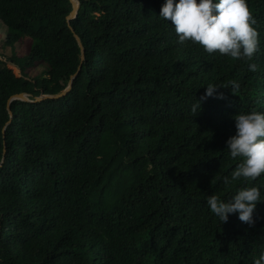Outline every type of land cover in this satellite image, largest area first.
<instances>
[{
  "label": "trees",
  "instance_id": "obj_1",
  "mask_svg": "<svg viewBox=\"0 0 264 264\" xmlns=\"http://www.w3.org/2000/svg\"><path fill=\"white\" fill-rule=\"evenodd\" d=\"M245 2L255 71L178 44L162 0H79L69 21V0H0L4 45L30 40L0 55V264H253L264 199L252 225L234 213L219 223L205 203L239 185L222 182L239 162L224 147L232 115L264 111V0ZM78 66L64 95L32 100ZM207 83L219 98L191 113ZM21 92L31 101L8 103ZM251 183L264 196V173Z\"/></svg>",
  "mask_w": 264,
  "mask_h": 264
},
{
  "label": "clouds",
  "instance_id": "obj_2",
  "mask_svg": "<svg viewBox=\"0 0 264 264\" xmlns=\"http://www.w3.org/2000/svg\"><path fill=\"white\" fill-rule=\"evenodd\" d=\"M156 15L171 25L178 44L190 41L208 54L248 61L247 68L255 71L256 65L251 59L256 50L257 33L245 0H162ZM229 85L232 89L237 87L235 81L225 86ZM217 86L204 85L200 99L191 105V113L206 97L215 94L219 98ZM231 118L234 131L226 138L224 147L228 156L233 160L239 158V162L222 182L238 181L239 185L231 192L230 199L211 194L205 203L219 223L234 213L239 221L252 225L256 203L264 199L260 186L251 183L264 173V111H238ZM253 264H264V251Z\"/></svg>",
  "mask_w": 264,
  "mask_h": 264
},
{
  "label": "rangeland",
  "instance_id": "obj_3",
  "mask_svg": "<svg viewBox=\"0 0 264 264\" xmlns=\"http://www.w3.org/2000/svg\"><path fill=\"white\" fill-rule=\"evenodd\" d=\"M5 33L6 27L0 23V55L6 56L7 58L13 54L23 55L28 49L30 40L27 37H22L20 41L16 42L14 45L7 46L4 45ZM3 56L1 59L5 60L6 66L11 68L17 76L20 75L19 69L14 65V63L7 60ZM43 69L44 67L41 64H36L35 66L28 68L27 71L30 75H39L42 73Z\"/></svg>",
  "mask_w": 264,
  "mask_h": 264
},
{
  "label": "water",
  "instance_id": "obj_4",
  "mask_svg": "<svg viewBox=\"0 0 264 264\" xmlns=\"http://www.w3.org/2000/svg\"><path fill=\"white\" fill-rule=\"evenodd\" d=\"M70 3H71V11L69 12V14L66 16V20L69 21L71 18L75 17L79 7H80V3H79V0H69ZM74 38L78 44V47H79V50H80V59L81 61L83 60L84 58V50H83V47L81 45V42H80V39L79 37L74 34ZM79 69V66L76 70V72H74L69 80H68V83L67 85L65 86V88L60 91L59 93H54V94H41L39 96H35L34 99H32L33 101H38V100H42V99H45V98H56V97H59V96H62L64 95L70 88H71V85H72V79L74 78L75 74L77 73ZM12 99H21V100H25V101H31V99L28 98V95L24 92H21V93H15L13 95H11L8 99V103L12 100ZM9 114L11 115V111L9 110ZM4 130V129H3Z\"/></svg>",
  "mask_w": 264,
  "mask_h": 264
}]
</instances>
